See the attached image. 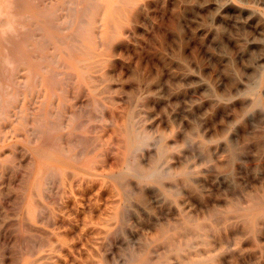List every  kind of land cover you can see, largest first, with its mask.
Masks as SVG:
<instances>
[{
	"label": "rangeland",
	"instance_id": "1",
	"mask_svg": "<svg viewBox=\"0 0 264 264\" xmlns=\"http://www.w3.org/2000/svg\"><path fill=\"white\" fill-rule=\"evenodd\" d=\"M115 5L98 15L66 100L37 87L22 96L27 117L2 124L0 264H129L138 253L264 264V215L252 224L246 212L264 206V0ZM45 112L49 125L63 114L60 141L76 159L36 173ZM179 244L180 256L169 251Z\"/></svg>",
	"mask_w": 264,
	"mask_h": 264
},
{
	"label": "bare ground",
	"instance_id": "2",
	"mask_svg": "<svg viewBox=\"0 0 264 264\" xmlns=\"http://www.w3.org/2000/svg\"><path fill=\"white\" fill-rule=\"evenodd\" d=\"M119 1H121V0H119ZM116 11H118V7L115 5V0H0V138L3 134L2 124L5 120L10 119L11 116L16 112H20L22 117H27V114L29 113L28 111L30 110L29 109L30 103H28L29 100H28V102H27V99L24 100L26 97L24 99L22 97L25 94H27V91H33V90H35V88L39 87L40 91L42 89L44 91V93L46 94V98L50 101H51V99H54L53 97H55L57 95L61 98L64 96L66 97V95H65L66 94V89H65L66 86L65 85L67 83L71 82L72 79L75 80L76 77H79V78L82 77L81 72H80L81 76H70V75L75 73L76 70L79 72V69H78L79 60L83 57L82 59L84 61V59H85L84 57L89 55L91 53L92 49L94 48L95 40H96L94 34H95V27L97 24L98 15L102 14L103 19L105 21H108L109 19H111L114 16ZM62 63H65L66 65H64V66H67L65 68H70L71 71H68V73L62 72L60 69ZM79 65H81V63ZM20 67H24V69H25L26 75L24 76L23 79H20V77L17 76L18 72L16 74L17 69H19ZM62 68H64V67H62ZM64 70H66V69H64ZM20 72H22V71H20ZM78 72H76V73L78 74ZM74 75H76V74H74ZM38 90L39 89H37V91ZM41 93L43 94V92H41ZM29 94H28V96H29ZM34 94H35V92H34ZM65 97H64V100H66ZM47 99H44V100L46 101ZM19 102H21V103H19ZM41 102H42V100H41ZM46 103H48V101ZM42 104H43V102H42ZM64 107H65V105H64ZM49 109H51V108H49ZM52 109L54 110V108H52ZM61 109H63V108H61ZM57 110H59V109H57ZM57 110L55 109V111H57ZM40 113H42V111H40ZM49 113H52V111L50 110ZM60 113H58L55 116L53 123L52 124L50 123V125L47 124V120L49 119V118H47V116L49 114H47V112L43 113V116L41 119L42 124L40 122V124L43 127V130L41 131L39 142L31 145V149H32V151L35 154V157L37 159V166L35 169L36 173L37 172L39 173L41 171L42 172L47 171V170H50L52 168H55V171H56V169L62 170L65 166L70 167L71 165L74 164V161L76 158H74V154H73L72 150L64 147L60 141L61 131H62L61 130V127H62L61 121L63 118V114L62 113L60 114ZM52 115H54V114L52 113ZM50 122H52V121H50ZM72 122H73V120H72ZM72 133H73V131L70 130L68 132V135L70 136V135H72ZM87 136H88V134H87ZM83 137H85V136H83ZM76 140H80V139L77 138ZM86 140H85L86 142H89L87 137H86ZM128 141H129V138H128ZM83 144L86 145V143H83ZM85 160H87V159H85ZM84 164H86V163H84ZM84 164H82V167H84V166L86 167V165H84ZM34 165H35V163H34ZM79 165H81V164H79ZM90 165L92 166V163ZM87 167H89V166H87ZM77 168H78V166H77ZM81 170H82V168H81ZM88 170H89V168H88ZM51 172H53V171L51 170ZM121 172H122V170H121ZM187 183H188V181H187ZM179 189H181V188L179 187ZM176 190H178V189H176ZM247 194L248 193H246V195ZM259 197H260V195H259ZM236 198H238V197H236ZM263 199H264V197H263ZM233 201L234 200H232V202ZM243 201H246V199ZM232 207L233 206H231L230 209H232ZM213 208H215V207H213ZM240 208H242V207H240ZM173 209H175V207ZM216 211L218 213L219 210H216ZM216 211L214 210L213 213H215ZM180 212L183 213V211H180ZM246 212H248V215L251 218L250 220H252V224H254L255 220L256 221L259 220V218H258V220L256 218L258 215H260V214L264 215V206L257 205V203L254 202L251 205V207L248 208V210ZM210 213H211V211H210ZM220 214L218 216H220ZM245 214H247V213H245ZM180 215H179V217H180ZM187 215H188V213H187ZM208 215H207V217H208ZM191 216L192 215H190V218L188 216V219H191ZM230 217H232V216H230ZM239 218H241V217H238V219ZM176 220H178V217ZM180 220H181V218H180ZM182 220H183V218H182ZM241 220H243V219L241 218ZM224 222H226V221H224ZM247 223H248V221H247ZM220 224H221V222H220ZM215 225L216 224H214V226ZM173 226H172V228H174ZM182 226H184V225H182ZM195 226L202 228L201 224H196ZM207 226H209L208 223H207ZM219 227H220V225H219ZM206 228H208V227H206ZM165 229H167V228H165ZM158 233H160V232H158ZM204 234H207V232ZM209 234L211 235V233H209ZM209 234H207V235H209ZM195 236H197V235H195ZM179 237H177V238H179ZM203 238H205V237L203 236ZM182 239H183V237H182ZM187 239H190V238L187 237ZM206 239H207V237H206ZM183 240H182V242H183ZM198 242H196V243H198ZM202 242H204V241L202 240ZM156 243H157V241H156ZM166 245H167V243H166ZM177 245L174 247L171 246L173 248L172 250H169L168 247L167 248L170 252L173 251V253H176L180 256V254H182V252L185 251V247L180 246V244H179V246H177ZM194 245H196V244H194ZM205 245H207V244H205ZM200 248H199V250H200ZM207 248L205 250H207ZM215 250H216V248H215ZM151 251L152 250H150L149 252H151ZM165 251H166V249H165ZM165 251L163 253H165ZM186 251H187V249H186ZM195 251H198V250H195ZM188 253H190V252L188 251ZM188 253H187V255H188ZM196 253H198V252H196ZM166 254H167V252L165 253V255ZM138 255H141V254L138 253ZM138 255H136L137 258L129 264H149L150 259L152 260V258L148 257L147 255H141V256H138ZM162 255H164V254H162ZM171 255L172 254H170L169 256H171ZM151 256H152V254H151ZM166 256H168V254ZM183 256H182V259H183ZM158 257H159L158 259H160V256H158ZM163 257H162V259H163ZM189 257H190V254H189ZM216 257H218V256H216ZM211 258L212 257H210V256H208V257L196 256V257H190V259H189L187 256V258L184 259V261H182L183 262L182 264H203L204 262L210 260ZM178 259H179V257H178ZM153 260H155V258ZM155 261L157 264L158 261L157 260H155ZM162 262L163 263L165 262V264H168L167 259L162 261ZM173 262H174V260H173ZM178 262H179V260H178ZM245 262H247V261H245ZM170 263H172V262H170ZM212 263H210V264H212Z\"/></svg>",
	"mask_w": 264,
	"mask_h": 264
}]
</instances>
